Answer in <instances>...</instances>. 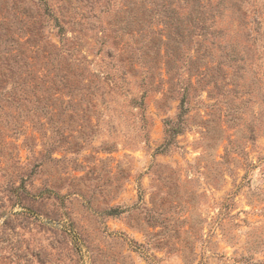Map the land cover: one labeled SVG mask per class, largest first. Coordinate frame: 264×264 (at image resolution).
I'll return each mask as SVG.
<instances>
[{
    "label": "rangeland",
    "instance_id": "374dc122",
    "mask_svg": "<svg viewBox=\"0 0 264 264\" xmlns=\"http://www.w3.org/2000/svg\"><path fill=\"white\" fill-rule=\"evenodd\" d=\"M157 1L0 0V264H264V0Z\"/></svg>",
    "mask_w": 264,
    "mask_h": 264
},
{
    "label": "trees",
    "instance_id": "16d2710c",
    "mask_svg": "<svg viewBox=\"0 0 264 264\" xmlns=\"http://www.w3.org/2000/svg\"><path fill=\"white\" fill-rule=\"evenodd\" d=\"M200 2L201 0H159L156 6L162 7L163 17L166 21L164 24L172 23L175 29H183L186 23H199L206 20ZM211 14H215V11H212ZM57 26L58 32L61 33L63 31L62 25L58 24Z\"/></svg>",
    "mask_w": 264,
    "mask_h": 264
}]
</instances>
